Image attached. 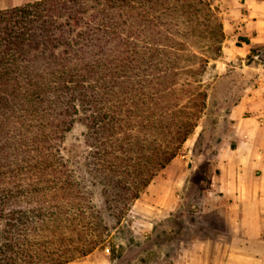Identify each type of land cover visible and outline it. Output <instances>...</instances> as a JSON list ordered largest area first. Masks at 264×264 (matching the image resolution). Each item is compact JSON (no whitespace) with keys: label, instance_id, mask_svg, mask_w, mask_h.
Returning <instances> with one entry per match:
<instances>
[{"label":"trees","instance_id":"trees-1","mask_svg":"<svg viewBox=\"0 0 264 264\" xmlns=\"http://www.w3.org/2000/svg\"><path fill=\"white\" fill-rule=\"evenodd\" d=\"M208 0H37L0 9V264H67L105 243L207 106ZM216 54V53H215ZM217 55V54H216ZM86 128V171L66 154Z\"/></svg>","mask_w":264,"mask_h":264},{"label":"crops","instance_id":"crops-1","mask_svg":"<svg viewBox=\"0 0 264 264\" xmlns=\"http://www.w3.org/2000/svg\"><path fill=\"white\" fill-rule=\"evenodd\" d=\"M221 6L218 81L225 78L223 68L232 61L251 53L255 60L246 63L248 69L243 70L249 81L231 105L220 173L213 183L220 195L208 198L218 211L210 213L204 229L194 226L185 237L169 228L172 240L163 252L168 260L162 264H264V0H221ZM169 188V196L159 195L153 202L163 223L179 205L176 186ZM199 220L195 217L197 225Z\"/></svg>","mask_w":264,"mask_h":264},{"label":"rangeland","instance_id":"rangeland-1","mask_svg":"<svg viewBox=\"0 0 264 264\" xmlns=\"http://www.w3.org/2000/svg\"><path fill=\"white\" fill-rule=\"evenodd\" d=\"M34 1L37 0H0V9ZM208 1L221 21V36L216 22L207 20L208 26L203 29V35L195 37L207 53L216 56L210 59L206 72L208 98L205 113L179 155L154 178L122 218L117 219L107 210L100 187L87 179L85 126L76 123L66 134V154L70 163L80 177L87 179L94 193V202L110 227V234L104 244L89 255L67 264H162L168 260L163 252L172 240L169 228L173 231L177 229L185 237L188 229L194 226L204 229L207 222L211 221L210 213L218 211L216 204L208 203V198L220 195L213 183H216L220 173V153L227 141L225 132L229 130L231 105L242 95V85L249 81L243 70L248 69L246 63L253 62L255 58L251 53L242 60L232 61L223 68L225 78L218 81L221 75V66L217 65L221 56L224 15L221 14V0ZM158 185L165 188L159 190L156 188ZM170 185L176 186L179 205L171 211L173 215L169 221L163 223L158 221L153 202L159 195L169 196ZM195 217L200 219L201 224L195 223Z\"/></svg>","mask_w":264,"mask_h":264}]
</instances>
